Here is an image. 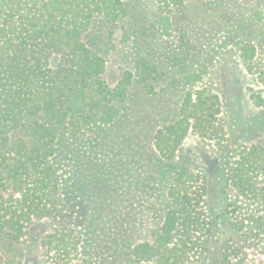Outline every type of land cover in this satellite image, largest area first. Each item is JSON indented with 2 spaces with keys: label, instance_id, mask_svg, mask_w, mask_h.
<instances>
[{
  "label": "trees",
  "instance_id": "obj_1",
  "mask_svg": "<svg viewBox=\"0 0 264 264\" xmlns=\"http://www.w3.org/2000/svg\"><path fill=\"white\" fill-rule=\"evenodd\" d=\"M188 1L155 0L150 32L144 25L139 32L162 37L165 57L192 87L202 72L184 67L193 50L183 26ZM201 1L231 29L221 47H233L252 71L258 47L264 48V0ZM127 6L128 0H0V264L23 251L35 221L59 213L60 134L113 123L132 86L152 94V83L162 77L141 57L113 87L105 78ZM93 35L102 36L101 48L87 45ZM134 35L126 32L123 41ZM250 98L264 107L260 94ZM220 108L217 94L202 89L194 96L188 89L177 119L155 133L154 146L172 162L191 132L204 146L217 145L221 181L179 164L150 240L126 251L118 264H232L247 259L255 239L263 240L264 142L233 147ZM41 243L47 253L54 243L57 257L71 264L81 240L63 230Z\"/></svg>",
  "mask_w": 264,
  "mask_h": 264
},
{
  "label": "rangeland",
  "instance_id": "obj_2",
  "mask_svg": "<svg viewBox=\"0 0 264 264\" xmlns=\"http://www.w3.org/2000/svg\"><path fill=\"white\" fill-rule=\"evenodd\" d=\"M186 7L188 19L183 26L193 50L184 67L188 73L202 72L199 82L186 86L182 70L165 57L162 37L149 33L155 0H128V15L106 59L105 78L113 87L141 57L155 64L162 77L152 83V94L132 86L113 123L94 125L76 136L68 131L60 134L55 153L61 176L59 213L35 221L23 251L7 257L4 264L66 263L67 259L57 257L54 243L48 253L41 243L45 236L63 230H73L81 240L71 264H118L126 251L150 240L154 215L163 212L171 175L179 164L206 172L218 184L222 155L217 145L204 146L191 132L172 162L164 161L154 146L155 133L177 119L188 89L194 96L202 89L219 96L218 118L233 147L264 142V107H256L250 98L252 94L264 97V48L258 47L250 71L233 47H221L230 27L201 0H190ZM143 25L149 32H139ZM126 32L135 35L124 42ZM86 43L99 49L102 36L93 35ZM253 246L247 259L232 264H264V237L255 239Z\"/></svg>",
  "mask_w": 264,
  "mask_h": 264
}]
</instances>
